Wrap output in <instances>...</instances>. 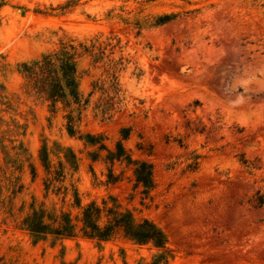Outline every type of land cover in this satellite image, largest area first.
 Returning a JSON list of instances; mask_svg holds the SVG:
<instances>
[{
	"label": "rangeland",
	"instance_id": "1",
	"mask_svg": "<svg viewBox=\"0 0 264 264\" xmlns=\"http://www.w3.org/2000/svg\"><path fill=\"white\" fill-rule=\"evenodd\" d=\"M66 45L88 100L74 136L70 109L37 82L36 62ZM128 156L153 164L151 190ZM75 189L82 205L113 196L156 222L168 237L160 264H264V0H0V264H152L162 253L122 233L32 237L34 205L78 217Z\"/></svg>",
	"mask_w": 264,
	"mask_h": 264
},
{
	"label": "trees",
	"instance_id": "2",
	"mask_svg": "<svg viewBox=\"0 0 264 264\" xmlns=\"http://www.w3.org/2000/svg\"><path fill=\"white\" fill-rule=\"evenodd\" d=\"M170 20L166 15L159 19L158 24ZM78 48L73 45H66L61 50L46 54L41 60L36 62L40 74H46V81H37L40 86V92L47 94L56 106L62 102L66 108L70 109L67 115V129L70 135H75L78 131L75 123L80 120L82 111L88 100L83 101L80 92V86L77 73ZM57 62V63H55ZM56 66V70L51 67ZM53 74L56 76L54 77ZM38 76V75H37ZM129 129H123L124 137L129 135ZM88 143H99V136L88 133L82 135ZM125 154V148L122 142L118 143L116 157H122ZM66 159L75 163L76 155L72 149L68 148L65 154ZM41 159L46 168H49V156L47 148L41 151ZM128 160L135 164V175L138 183L142 184L146 191L154 187V166L152 163L144 160H133L128 156ZM63 176V174H58ZM49 184H47V188ZM75 206L80 209L79 219L73 218L70 212H62L60 215L47 210L44 207H32V213L26 217L24 225L27 231L35 239H43L48 235L57 238H71L82 233L83 236L104 242L111 240L118 234L122 233L125 237L135 241L138 244L152 243L155 247L162 249V253L154 260L152 264H160L167 261L168 237L165 231L153 220L149 218H136L134 212L130 209H123L118 200L110 196L109 199L103 200L102 204L96 201L82 205L78 190L73 193ZM261 199H264L262 196ZM76 221V222H75ZM79 221V223H77Z\"/></svg>",
	"mask_w": 264,
	"mask_h": 264
}]
</instances>
